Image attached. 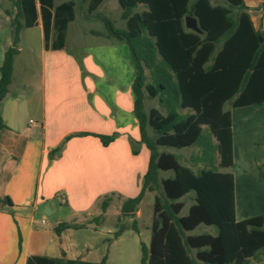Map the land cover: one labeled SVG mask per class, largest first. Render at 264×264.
Returning a JSON list of instances; mask_svg holds the SVG:
<instances>
[{"label":"trees","instance_id":"16d2710c","mask_svg":"<svg viewBox=\"0 0 264 264\" xmlns=\"http://www.w3.org/2000/svg\"><path fill=\"white\" fill-rule=\"evenodd\" d=\"M104 1L89 0L87 13L94 15ZM117 1L126 28H116L107 17L97 18L104 22L107 36L128 45L137 69L135 115L142 143L150 151V163L140 194L126 200L121 213H136L145 194L155 193L151 241L149 247L142 245L141 264L259 262L264 255V214L237 220L234 176L220 168L234 165L232 110L264 106V31L255 27L244 0ZM76 6L73 0L58 5L55 0H17L13 42L0 66V109L12 83L22 32L35 27L41 17L46 47L53 38L56 45L52 47L62 49L68 27L76 19ZM139 6L145 9L137 11ZM187 17L197 19L201 32L186 28ZM146 96L157 99L159 108L146 112ZM6 129L0 110V131ZM98 137L104 145L113 140ZM161 147H197L200 154L192 163L203 166L194 170L177 155L160 151ZM62 149L63 145L51 157ZM163 172L172 175L163 178ZM187 198L192 203L181 215ZM110 201L109 197L103 200V212ZM0 203L13 205L9 197ZM119 219L122 221L121 216ZM202 225L214 227L215 233L189 234ZM81 227L64 222L55 231L61 234ZM126 229L120 225L115 237ZM132 229L138 232L136 219ZM27 264L109 263L106 259L87 263L35 256Z\"/></svg>","mask_w":264,"mask_h":264},{"label":"crops","instance_id":"0c3cea01","mask_svg":"<svg viewBox=\"0 0 264 264\" xmlns=\"http://www.w3.org/2000/svg\"><path fill=\"white\" fill-rule=\"evenodd\" d=\"M16 2L0 0V66L13 42ZM82 2L88 6L89 0ZM244 2L251 10L264 0ZM258 12H262L259 26L254 24L264 31V8ZM75 23L77 17L68 27L62 49L52 47L53 38L46 47L41 17L35 27L22 32L33 31L30 42L33 39L40 46L39 67L19 66V48L0 109L8 127L0 131V199L9 197L13 204L0 203V264H27L35 256L87 263L106 259L113 264V251L122 239L115 237L119 230L115 210L140 194L149 168L150 151L142 143L135 115L137 69L128 45L103 31L83 29L80 22L74 31ZM26 49L33 54L30 46ZM22 72L33 79L19 82ZM232 121L234 165L224 172L234 176L237 218V192L243 190V183L238 185L231 171L236 165L233 112ZM257 127L249 125L252 130ZM98 136L113 140L104 145ZM61 145V153L52 158ZM247 185L250 192L252 184ZM253 185L256 190L264 183L256 179ZM107 197L111 201L103 212L101 204ZM244 198L240 210L245 219L264 214V209L251 213L259 202L249 195ZM136 214L138 219L139 207ZM64 222L83 227L57 234L55 228ZM48 224L50 229L42 228Z\"/></svg>","mask_w":264,"mask_h":264},{"label":"rangeland","instance_id":"374dc122","mask_svg":"<svg viewBox=\"0 0 264 264\" xmlns=\"http://www.w3.org/2000/svg\"><path fill=\"white\" fill-rule=\"evenodd\" d=\"M68 1V0H55L57 4ZM78 4V9L76 11L77 23L73 26L74 31L77 28L78 22L83 24V29H92L96 31H103L105 32V24L104 22L97 18L99 15L100 17H107L110 21L113 22L116 28L124 29L126 27L125 20L122 17L123 9L119 5L117 0H105L104 3L101 5L99 10L94 15H89L87 13V3L82 2L83 0H75ZM248 3H256L257 0H247ZM256 9L249 10L252 11V17L254 22L257 26H259L260 18L262 17V12H258L262 9V5L255 4ZM15 10V4L13 6ZM145 7L139 6L137 11L144 10ZM10 14V12H9ZM88 15L92 16L93 19L89 21H83L81 16ZM33 31H27V33H22L21 40L19 43V48L22 49V53L18 60V65L22 66L27 63L31 70H36L39 67L38 61V54L40 53V46L39 44L34 41L33 39L30 42L31 34ZM27 46H30L33 54L30 55L28 50L26 49ZM29 59V60H27ZM147 81L149 82V71L146 70ZM32 78V74H28L26 72H22L18 80L19 82H23L26 79ZM33 79V78H32ZM38 81L35 80L37 84ZM145 111L155 107L159 108V103L157 99H150L146 96L145 101ZM229 108V106H228ZM233 112V119H234V128H235V144H236V165L231 171L235 174L238 185H240V181L243 183V190H239L237 192V199H238V214L237 219L239 221L245 219L246 214H243L240 210L242 206V199L244 195L250 196L252 200L257 199L259 202V208L251 213H260L262 212L261 209H264V186L260 185L256 188L253 185V182L256 179L263 181L264 183V106L262 107H243L232 110ZM182 113H187L186 110H182ZM257 127V129L252 130L249 129V125L252 124ZM150 134H152L150 130ZM213 139V143L216 144L217 141L215 138ZM167 151L172 154H175L179 157L180 162L187 166L192 167L194 170H197L203 166V164H193L192 160L194 156L200 154V150L197 147L185 148V149H173V148H160V151ZM220 156L216 155V166L219 165ZM224 171L226 169H221ZM172 175V172H163L161 173V177L166 178ZM248 178V179H246ZM252 184L250 188V192L248 190V183ZM245 185V187H244ZM240 187V186H239ZM247 187V189H246ZM258 189V190H257ZM248 192H245V191ZM154 199L155 193L148 192L145 194L144 198L142 199L139 208L141 211V216L136 219L137 220V227L138 232L132 229L133 220L131 218H124L122 221L118 218L116 223L118 226L124 225L127 229L122 234V239L119 242L117 248L114 249L113 254V264H141L142 262V245L149 247L150 240H151V227L153 222V212H154ZM185 208L181 215H185L192 203V200L187 198L185 200ZM114 214H117L119 217L122 216L121 209L117 208ZM250 215V214H249ZM115 216L113 217V219ZM114 222V221H113ZM41 227V224L39 223ZM52 224L45 225L42 227L43 229H50ZM203 232H209L214 234L215 228L214 227H207L205 225L200 226L195 232H191L189 234H200ZM192 256L195 257V251L192 252ZM198 264H203L202 262L198 261ZM252 264H264V255L261 256V260L254 261L252 260Z\"/></svg>","mask_w":264,"mask_h":264},{"label":"water","instance_id":"95a60500","mask_svg":"<svg viewBox=\"0 0 264 264\" xmlns=\"http://www.w3.org/2000/svg\"><path fill=\"white\" fill-rule=\"evenodd\" d=\"M186 28L189 29V30H192L194 32H201V29L199 27V24H198V21L196 18H193V17H187L186 18ZM136 213H125V214H122V219L128 217V218H131V219H135L136 218Z\"/></svg>","mask_w":264,"mask_h":264},{"label":"built area","instance_id":"2783aa9c","mask_svg":"<svg viewBox=\"0 0 264 264\" xmlns=\"http://www.w3.org/2000/svg\"><path fill=\"white\" fill-rule=\"evenodd\" d=\"M62 202H63V203L65 202L64 198L62 199Z\"/></svg>","mask_w":264,"mask_h":264}]
</instances>
